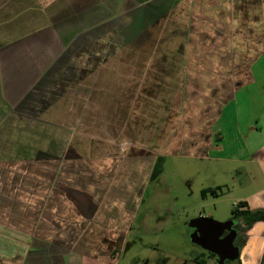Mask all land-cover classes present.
<instances>
[{"label":"rangeland","instance_id":"rangeland-1","mask_svg":"<svg viewBox=\"0 0 264 264\" xmlns=\"http://www.w3.org/2000/svg\"><path fill=\"white\" fill-rule=\"evenodd\" d=\"M8 43L9 39L0 33V44ZM32 59L24 55L7 57L5 52L0 56L1 115L6 112L4 100L21 96L26 90V79L33 74L29 71ZM112 60L114 64L120 63L119 56H113ZM258 60L256 68L260 75L264 69V54ZM110 75L104 70L85 71L81 79H86L88 84L96 80L93 88L89 85V88L79 89L81 95L76 93L74 98L78 96V102L70 98L65 102V98H61V103L59 100L58 105L52 106L54 111L50 114L57 117L58 109L62 112L66 105L64 129L56 127L60 125V117L48 119L44 115L32 122L33 145L37 142L35 134L45 132L42 125L50 123L55 125V130H50L49 139L63 138L66 147H57L51 141L46 147V142L38 137L37 147L33 148L42 149L57 159H51L47 168L34 163L24 172L34 175L47 171L49 175L60 177L66 183L65 188L59 189L65 192V198L51 199L41 207V201L36 200L32 202V209H17L18 213L27 210V215L0 214L1 224L13 223L21 225L18 227L22 229L14 234L1 228L0 264H91L84 256H96L99 264H181L183 261L218 264L217 258L209 256L193 242L194 221L199 217L219 222L230 220L238 197L262 184L259 168L246 161L249 158L242 152L231 157L232 153H220L219 158L201 157L194 149L198 146L187 141L191 137L194 141L201 140L199 128L203 121L201 114L194 113L206 109L213 90L186 85L174 87L169 81L158 89L150 88L144 86L141 76L124 87L119 71H114L113 80L107 81L106 76ZM257 80L260 81V77ZM21 90L24 91L21 93ZM253 91L252 98L264 96V87ZM90 93V103L83 105L82 101L88 99ZM248 99L246 94H239L235 114L227 118L223 115V120L219 121L223 147H243L246 136L242 133L250 114ZM194 104H198L197 107ZM78 110L80 114H76L80 119L78 122L75 119L77 124L69 127L73 111ZM90 114L94 119H88ZM258 121L264 130V117ZM250 126L256 123L252 120L247 128ZM22 132V129L15 130L10 141L0 138V160L18 157V148L12 144L17 138H23ZM56 132L63 136L55 135ZM74 133L80 134L79 139L72 140ZM73 143L75 147L68 146ZM37 152L34 158L43 155ZM61 157L65 161L57 163ZM96 159L115 162L102 164V167L101 163L98 166L93 163ZM24 172L21 166H0V175L5 178ZM37 186L43 185H36V189ZM216 186H220L216 195L210 192L201 195L202 189ZM52 196L57 198L56 194ZM78 197L84 199L80 208ZM105 223L112 225L104 227ZM12 236L15 246L8 244ZM68 259L71 260L68 262Z\"/></svg>","mask_w":264,"mask_h":264},{"label":"crops","instance_id":"crops-1","mask_svg":"<svg viewBox=\"0 0 264 264\" xmlns=\"http://www.w3.org/2000/svg\"><path fill=\"white\" fill-rule=\"evenodd\" d=\"M2 32L9 43L0 44V56L3 57L5 52L7 57H32L29 71L33 74L26 79L28 86L25 91L21 90L24 92L20 97L14 95L12 100L3 102L6 112L0 114V138L10 141L17 129L23 130V138L13 135L17 140L12 146L18 148V157L0 160V166H21L23 172L34 163L40 164L42 169L47 168L46 164L57 158L33 147H37L39 138L46 142V147L50 146V141L57 147H66L65 140L49 139L55 125L48 123L41 127L45 132L34 133L37 142L33 145L34 140L30 138L32 122L39 121L44 115L48 119L60 117V125L56 124V127L64 129L67 117L64 115L68 113L66 105L62 112L56 106L57 117L50 114L54 111L52 106L58 105L59 100L61 103V98H65V102L68 98L78 102V96L74 98L76 93L81 95L79 89L89 88V85L93 88L97 81L88 84L86 79H81L82 74L104 70L111 73L106 76L108 81L113 80L114 71H119L124 87L141 76L144 86L150 88L158 89L169 81L174 87L186 85L213 90L206 109L194 113L201 114L202 138L187 140L190 145L198 146L190 149L194 148L205 158H219L220 153H232L230 157L240 152L245 154L244 157L247 155L246 161L259 168L263 181L238 199L245 201L251 210L264 211V130L257 124L258 118L264 117V96L260 99L251 97L253 89L264 87V69L257 75L259 70L256 68L258 57L264 54V0H0ZM113 56L120 57L119 64L113 63ZM239 94L249 98L246 100L250 105L249 122L242 133L246 138L243 147H223L219 121L223 120V115L227 118L235 114ZM91 95L82 101L83 105L90 103ZM76 113L80 114V111H73L69 127L75 126L80 119ZM88 119L94 118L90 114ZM252 120L256 126L247 128ZM186 133L188 135L187 130ZM55 135L63 136L57 132ZM73 135L72 140L80 137L79 133ZM43 136L47 139L43 140ZM68 146L75 147V144ZM35 151L43 152V155L34 158ZM244 157L240 159L244 160ZM113 159H96L93 163L107 166L115 162ZM56 161L60 163L65 159L61 157ZM15 176L5 178L0 175V214L3 216L27 215V210L18 213L17 209H32V202L36 200L41 201V207L51 199L65 198V192L59 189L65 188L66 183L47 171ZM36 185L43 186L36 189ZM54 194L57 198L52 196ZM77 199L80 208L84 199ZM108 224L112 225L105 223L104 227ZM18 226L0 223V233L2 228L15 234L22 230ZM241 234L244 245L239 264H261L264 260V221L254 222ZM1 241L0 238V247ZM8 244H15L14 236L9 237Z\"/></svg>","mask_w":264,"mask_h":264},{"label":"water","instance_id":"water-1","mask_svg":"<svg viewBox=\"0 0 264 264\" xmlns=\"http://www.w3.org/2000/svg\"><path fill=\"white\" fill-rule=\"evenodd\" d=\"M236 223V219L219 222L208 217H199L194 221L193 242L203 250L214 254L218 264L235 262L239 259L241 250V246L234 244L238 235V231L234 228Z\"/></svg>","mask_w":264,"mask_h":264},{"label":"trees","instance_id":"trees-1","mask_svg":"<svg viewBox=\"0 0 264 264\" xmlns=\"http://www.w3.org/2000/svg\"><path fill=\"white\" fill-rule=\"evenodd\" d=\"M220 189V186L210 187L201 190V195L205 196L206 193L210 192L216 195L217 191ZM233 217L231 219L237 220V231H244L252 226V224L256 221H264V211L261 209L251 210L249 209L247 203L245 201H238V203L232 209ZM244 245V237L241 236L239 240V246ZM209 256H216L210 252H207ZM236 263L239 264V259L236 260ZM199 264H204V262H200Z\"/></svg>","mask_w":264,"mask_h":264},{"label":"flooded vegetation","instance_id":"flooded-vegetation-1","mask_svg":"<svg viewBox=\"0 0 264 264\" xmlns=\"http://www.w3.org/2000/svg\"><path fill=\"white\" fill-rule=\"evenodd\" d=\"M234 228L236 229L237 228V223H236V225H234ZM237 230V229H236ZM226 232H224V234H225ZM242 232L240 231H238V235H237V237L235 238V240H234V244L235 245H239V240H240V236L242 235L241 234ZM235 241H238L237 243H235ZM205 251V250H204ZM205 252H208V251H205ZM114 253V250L113 251H111V255ZM86 259H89L92 263L91 264H99V260H98V258H96V256H84ZM85 258H83V259H85ZM69 260H71V259H68L67 261L69 262ZM96 260V261H95ZM65 261H66V259H65ZM181 264H186V261H183Z\"/></svg>","mask_w":264,"mask_h":264}]
</instances>
